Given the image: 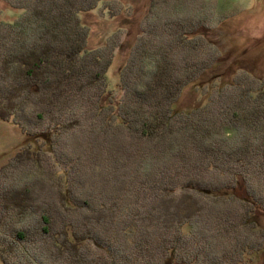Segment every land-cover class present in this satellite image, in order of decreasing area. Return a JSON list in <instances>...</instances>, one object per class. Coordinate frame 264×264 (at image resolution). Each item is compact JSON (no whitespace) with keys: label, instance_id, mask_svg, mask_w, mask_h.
I'll return each mask as SVG.
<instances>
[{"label":"trees","instance_id":"trees-1","mask_svg":"<svg viewBox=\"0 0 264 264\" xmlns=\"http://www.w3.org/2000/svg\"><path fill=\"white\" fill-rule=\"evenodd\" d=\"M107 1L0 0V119L34 142L0 170L2 264H210L193 247L212 246L211 225L257 230L264 78L214 72L223 54L201 33L214 19L201 1L152 0L118 98L108 71L119 45L89 47L82 19L102 3L115 17ZM207 73L211 85H198ZM194 84L199 102L181 108ZM84 121L87 139L63 149ZM47 145L67 169L50 172L48 190L39 158ZM244 236L232 242V264L264 248Z\"/></svg>","mask_w":264,"mask_h":264},{"label":"rangeland","instance_id":"rangeland-1","mask_svg":"<svg viewBox=\"0 0 264 264\" xmlns=\"http://www.w3.org/2000/svg\"><path fill=\"white\" fill-rule=\"evenodd\" d=\"M151 1L108 0V6L112 7L111 10L114 11L115 17H111L109 10L106 8L107 5H103V3L95 11L82 16L90 32L89 47L103 49L108 42L118 43L119 45L115 50L114 61L108 71L109 87L112 89L114 96L118 98L122 96V91L118 86L120 70L129 55L131 46L135 43L141 31V25L145 19L146 12L149 10V6H151ZM172 1L175 0H168V4H171ZM199 1H201V5H205V7L207 6L208 9L212 10L214 14V19L210 22V26L202 30L201 33L223 54L221 65L214 72H220L223 76L222 78L229 79L235 72L246 69L264 78V0H198L196 5L199 4ZM157 4L161 6L159 2ZM164 4L166 6L167 2ZM0 10L1 17L6 19L8 11L2 2H0ZM213 74H204L197 82L198 85L210 86ZM197 87L194 84L185 89L179 102L181 108L189 109L199 102L200 90ZM89 128L90 125H87V122L84 121L80 128L78 127L75 131L63 137V146L61 147L72 150L71 143L75 146L82 144L84 142L83 139H87L86 134L89 133ZM46 137H48L47 141H49L50 136L46 135ZM30 141V137L26 136L11 121L0 119V170L8 162L10 163L20 150H24ZM31 142L34 144L33 141ZM40 142L41 140L39 139L38 143ZM34 146H36L34 148H37V145ZM59 148L60 146L56 147L57 150ZM59 152L53 153L52 147L47 145L44 147L43 154L39 156L41 162L40 172L45 180L44 184H47V186H44L47 190V187L53 186L49 176L50 172L54 173L55 171L63 174L67 170L61 161L60 163L56 162V156L59 157L60 154H64ZM69 165L68 163L67 166ZM21 167L19 166L17 169ZM213 204L217 206L216 203ZM206 215L207 213L203 216L205 219ZM254 219L257 222V230L249 234L243 227L237 228L231 224L229 231L214 230L211 225L214 220H217L214 216V218H211L210 231L208 230L209 233L215 234V236H211L213 237L210 240L212 246L210 244H199L193 249L198 250L200 260L206 258L209 263L212 260L213 262L210 264H232L233 258L240 257L234 256L236 244L233 247L232 242H235L239 237L241 239L244 238V235L248 236L249 241L255 243H259V241L264 239V212L260 211ZM202 223H206V221L201 218L200 224ZM207 223L209 224V222ZM183 229H185L184 236L186 238L190 237L186 235L191 233L190 228L184 227ZM220 229L222 228L220 227ZM196 233L194 231L193 234ZM204 252H208L209 256L206 257ZM184 257L188 259L186 255ZM153 261L157 262V259H153ZM170 261L171 259L167 260L166 263L174 264ZM235 262L237 264H264V248L259 251L252 250L242 260L237 259ZM0 264L2 263L0 262ZM190 264L198 263L191 262Z\"/></svg>","mask_w":264,"mask_h":264}]
</instances>
